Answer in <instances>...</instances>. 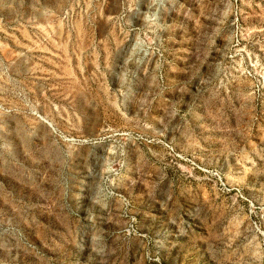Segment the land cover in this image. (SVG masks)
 I'll return each instance as SVG.
<instances>
[{
  "label": "rangeland",
  "instance_id": "rangeland-1",
  "mask_svg": "<svg viewBox=\"0 0 264 264\" xmlns=\"http://www.w3.org/2000/svg\"><path fill=\"white\" fill-rule=\"evenodd\" d=\"M0 264H264V0H0Z\"/></svg>",
  "mask_w": 264,
  "mask_h": 264
}]
</instances>
